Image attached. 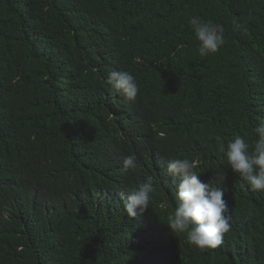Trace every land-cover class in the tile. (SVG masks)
<instances>
[{
  "label": "trees",
  "instance_id": "16d2710c",
  "mask_svg": "<svg viewBox=\"0 0 264 264\" xmlns=\"http://www.w3.org/2000/svg\"><path fill=\"white\" fill-rule=\"evenodd\" d=\"M192 16L223 25L216 53L199 56ZM113 70L134 75V101ZM261 123L264 0H0V264H264V193L218 151ZM171 158L225 190L215 249L166 224ZM147 176L149 208L129 217L122 195Z\"/></svg>",
  "mask_w": 264,
  "mask_h": 264
},
{
  "label": "clouds",
  "instance_id": "9594fccd",
  "mask_svg": "<svg viewBox=\"0 0 264 264\" xmlns=\"http://www.w3.org/2000/svg\"><path fill=\"white\" fill-rule=\"evenodd\" d=\"M234 28L245 30L243 22L234 21ZM196 40L200 57L216 53L225 44L224 27L199 16L188 19ZM106 85L126 102L136 99L138 83L129 71L113 70L108 73ZM256 139L251 145L244 137L234 136L225 143L221 142L218 151L226 159L227 166L246 182L253 193H264V123L254 129ZM137 168V157L129 154L123 160V170ZM197 164L188 158H171L167 161L166 171L175 185L176 206L169 215L167 225L175 234H184L185 243L200 251L215 249L223 242V236L230 230L231 215L224 199L225 190L209 180L203 182L196 171ZM156 186L152 176L122 195L124 212L129 217L142 215L148 208Z\"/></svg>",
  "mask_w": 264,
  "mask_h": 264
}]
</instances>
